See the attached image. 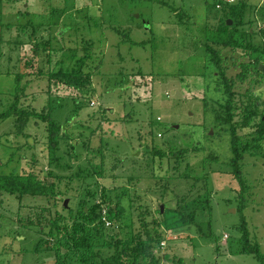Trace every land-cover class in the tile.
Returning a JSON list of instances; mask_svg holds the SVG:
<instances>
[{"label":"rangeland","instance_id":"rangeland-1","mask_svg":"<svg viewBox=\"0 0 264 264\" xmlns=\"http://www.w3.org/2000/svg\"><path fill=\"white\" fill-rule=\"evenodd\" d=\"M226 10L214 0L5 3V21L12 25L3 33L0 112L15 101L17 72L23 80L40 73L20 103L38 111L53 106L50 120L61 129L53 151L50 121L33 118L23 133L16 131L14 117L0 123V174L34 172L54 182L42 195L1 194L0 264H92L91 251L76 243L82 225L101 245L104 237L96 230L119 227L132 235L147 222L161 230L164 245L156 250L169 255L164 264H261L243 251L239 226L245 217L249 241L260 244L264 257V138L254 140L264 113V75L252 68L250 50L218 46L232 77L240 141L261 144L241 161L246 184L239 199L241 186L229 165L230 128L214 117L225 94L217 89L218 68L205 33ZM251 26L248 39L264 53V0L247 1L239 28ZM81 64L91 72L92 90L46 91L45 73ZM211 154L219 161L206 163ZM66 200L72 213L63 208ZM117 200L122 208L112 220L108 205L115 207ZM83 207L98 217L83 215ZM59 216L68 224L61 237L51 232V220Z\"/></svg>","mask_w":264,"mask_h":264},{"label":"trees","instance_id":"trees-1","mask_svg":"<svg viewBox=\"0 0 264 264\" xmlns=\"http://www.w3.org/2000/svg\"><path fill=\"white\" fill-rule=\"evenodd\" d=\"M16 1L18 0H0V76L2 75L1 64L5 57V51L2 46L4 37L3 33L6 28L9 29L12 25L11 22L5 21V3H13ZM247 1L248 0H236L234 3H224V6L220 9L222 10L226 7V13L218 17L217 21H214L215 25H213V27L211 26L205 28V33L208 38L207 42H209L207 44L208 54L209 56L213 57L214 64L218 68L219 73L218 76L214 74L217 80V89H220L225 94V100L220 101L218 106L214 108V117L217 123L220 125L229 126L230 128L231 149L233 153L229 165L232 167L231 173L233 177L238 179L241 186V189L238 193L239 199H243L244 197L243 191L245 190L246 184V180L243 178L241 161L243 160L246 151L255 152V149L261 147V144L255 142L251 145L249 142H247L245 145H243L240 141L241 135L237 132V126L234 122L235 113L233 97L235 92L232 77L227 75L226 69L222 66V58L219 52L220 50H218V46L220 45L230 48H239L247 51L250 50L254 57L252 68H254L255 71L260 75H264V70H261L260 68V64L264 63V57L262 56L264 53L261 52L260 49L254 47L248 39V36L254 32V30L252 31V26L249 27L248 30L239 28V24H243L244 22ZM17 13L19 16V14H29V11L27 10L26 13L18 11ZM228 19L233 20L231 25L227 22ZM28 21L31 20L28 19ZM14 26H18V24L15 23ZM33 40H35V38L34 36H31V41ZM33 50L35 53H38L37 44L34 46ZM81 59L82 62L85 63V59ZM34 60V57L30 60H27L26 66L31 67ZM37 74L38 75L34 74L35 77L33 75V78L28 80H23L24 75L20 71L15 74V101L10 103L5 108V110L0 112V123L9 117H14V126L16 131L18 130L17 132L23 133L29 121L33 118L37 120L50 121V145L52 147L51 149L54 151L59 144V131L61 129L59 123L55 122L53 119L50 120L51 115H53V112L55 111L53 110L54 107L51 106L47 109L48 106H45L41 111H38L35 107L27 103H20V98L26 96V90L28 87L32 88L33 81L39 79L37 77L40 76V73ZM45 76L49 81L46 88L48 93H50V87L54 89L58 87H66L67 89L75 88L81 90L82 93L93 89L91 72H85L82 64L80 67H75L68 71L60 69L57 72H47L45 73ZM21 88L22 92H20ZM247 112L251 114L254 111H251L249 108H247ZM248 117H251V115ZM247 119V117L244 118L245 123L248 121ZM263 138L264 113L260 114L259 116V131L257 132V136L254 140H263ZM185 152L186 150L183 149L177 154V156L182 157ZM210 158L211 159L206 163L211 164L212 162L219 161L218 155L211 154ZM208 167H205L207 172L203 176L205 181H208L209 177ZM53 186L54 182L51 179L47 181L40 179L34 172L24 174H0V197L4 191L9 193H17L18 197H23V195L26 194L32 196L42 195L51 191ZM115 204V207H113V205H108V217L112 220L119 219L120 210L122 208L121 200H117ZM63 208L65 210L69 209L68 211L70 213L73 212L72 206L70 205L68 208V206L63 203ZM81 213L83 215H89L92 220L98 217L97 212L95 215L91 211L88 213L86 212L85 207L81 209ZM60 218L61 217L59 216L55 220H51V223H53V226L55 227L52 228L51 232L58 235L59 237H61L64 231L68 229L67 223H60ZM141 223L142 226L145 224L143 221ZM103 226H105V222H103ZM81 229L82 234L76 239V243L79 248H84L91 251V258L93 260L92 264H164L163 261L169 256H167V254H161L158 250H156L157 244L161 245L162 243L160 233L161 230L157 227V225L153 226L148 222L145 224V228L140 229L137 234L132 232V235H129L130 233L122 230V228L119 227L118 229H107L104 233H102L101 230H96L95 235L101 234V237H104V242L101 245H96L93 240H91V234L93 233H90V229L84 227L83 225ZM239 229L243 232V238L245 242L243 251L246 253H254L261 261V264H264V257L262 255L260 244L258 242L252 244L249 241L250 231L248 229V223L245 217H243V222L239 226ZM40 245V242L35 244L36 251L39 250ZM61 248L63 249V246ZM62 249H60L61 252Z\"/></svg>","mask_w":264,"mask_h":264},{"label":"built area","instance_id":"built-area-1","mask_svg":"<svg viewBox=\"0 0 264 264\" xmlns=\"http://www.w3.org/2000/svg\"><path fill=\"white\" fill-rule=\"evenodd\" d=\"M236 0H214V4H215V6H216V8H222V6H223V3H228V4H230V3H234ZM107 223L108 224H111V222L110 221H108L107 220ZM162 244H163V242H162ZM164 245V244H163Z\"/></svg>","mask_w":264,"mask_h":264},{"label":"water","instance_id":"water-1","mask_svg":"<svg viewBox=\"0 0 264 264\" xmlns=\"http://www.w3.org/2000/svg\"><path fill=\"white\" fill-rule=\"evenodd\" d=\"M227 22L231 25L233 23V20L232 19H228ZM260 68H261V70H264V63L260 64ZM68 202H69V200L65 201V205L66 206L68 205ZM161 209L162 210L164 209V205L161 206Z\"/></svg>","mask_w":264,"mask_h":264}]
</instances>
